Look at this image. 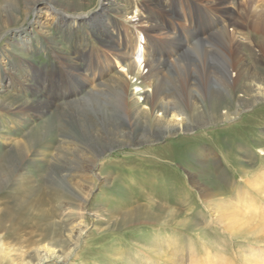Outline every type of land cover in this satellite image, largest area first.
I'll use <instances>...</instances> for the list:
<instances>
[{
	"label": "rangeland",
	"instance_id": "374dc122",
	"mask_svg": "<svg viewBox=\"0 0 264 264\" xmlns=\"http://www.w3.org/2000/svg\"><path fill=\"white\" fill-rule=\"evenodd\" d=\"M186 1L0 0V264L264 259V33L250 36L253 21L241 18L238 69L261 78L245 75L241 83L262 91L256 102L242 103L239 89L227 90L208 72L226 64L224 49L229 56V46L210 34L214 28L207 30L212 19L204 9L214 0ZM226 1L237 16L264 8L262 0ZM152 20L168 33H148ZM146 34L167 60L158 87L189 115L184 130L157 122L172 111L166 118L162 111L130 114L135 104L147 110L144 94H151L141 81ZM122 35L120 59L111 47ZM80 48L94 60L90 69ZM62 55L80 78L66 77ZM229 72L234 77L236 66ZM117 76L121 86L112 83ZM191 84L202 92L192 103L183 96ZM38 103L42 115L24 109ZM218 198L220 206L212 201ZM234 207L250 222L232 221Z\"/></svg>",
	"mask_w": 264,
	"mask_h": 264
},
{
	"label": "bare ground",
	"instance_id": "6f19581e",
	"mask_svg": "<svg viewBox=\"0 0 264 264\" xmlns=\"http://www.w3.org/2000/svg\"><path fill=\"white\" fill-rule=\"evenodd\" d=\"M196 0H190V1H186L187 2V6L188 7H192L195 5V2ZM260 1V0H259ZM262 6L264 5V0H262ZM213 2V1H212ZM227 1L226 0H214V3H212V5H210L209 7V10H205L204 8L201 7V9H204L205 12H207L209 14V17L210 19H212V24L211 26L207 27V30H211L212 28H214V31L213 33H210V34H213L212 36H215V37H220L219 38V41H220V44L223 45V47L225 48L227 45L229 46V56L228 54L226 55V49L223 50V54L226 58V64H223V66H219L221 67L219 72L218 73H215L213 71H208L209 74H211V72L213 73V76L212 78L216 79V81H219L221 84L224 85V87H226V89H230V91L232 89H239L243 95L242 96H246L247 98H242L241 101L242 103H249V102H256L259 97L261 96V93L262 91H260V85L254 89L253 91L251 90V84L250 82H244V83H241V77L243 76H247V79L248 81H253V80H259L260 77H257V74L253 73V72H250L247 73V71H244V68L241 66L240 69H238L239 65H240V62L241 60L243 59V57L241 55H239L240 53V44H241V39L239 36H236V32L239 34H241L240 30L243 28V23H241V18L242 20H251L253 21L252 23V26H251V29L247 32L250 36L253 37L254 36H258L259 35V32H262L264 33V8L262 9H259L258 13H256L254 16H252V12L249 11L248 12V8L247 9H241L242 11V14H233L228 12L227 10V6H226V3ZM49 3V2H48ZM53 3V2H52ZM59 3V2H58ZM57 3V4H58ZM67 4V3H66ZM208 4V3H206ZM251 4H254L255 3H250V1H248L247 5H251ZM63 6V5H62ZM50 7V6H49ZM68 7L70 8V6H65L64 8H67ZM72 7V6H71ZM208 7V6H207ZM255 7V6H254ZM55 8V7H54ZM63 8V7H61ZM172 8V7H171ZM41 9V8H40ZM253 9V7H252ZM57 11V9H55ZM239 10V8H238ZM197 11V10H196ZM47 12V11H46ZM63 12V10L61 11ZM58 13V12H57ZM64 13V12H63ZM65 15V14H64ZM74 15V14H73ZM214 15V17H213ZM93 17V16H92ZM152 18V17H151ZM155 19V18H154ZM156 20V19H155ZM57 21H66L65 20V17L61 16L60 18L58 17V20ZM100 21V20H99ZM153 21V20H152ZM73 24L76 23V21L74 19H72ZM151 22V21H150ZM148 24V23H147ZM103 26V25H102ZM75 27V26H73ZM228 27H232V33L228 32ZM63 30V29H62ZM106 30V29H105ZM115 30V29H114ZM159 30H163L165 31L163 25H161L160 23H157V22H152V24L150 23V25H148V28H147V31L148 33L150 32H155V31H159ZM168 33V31H165ZM172 32V31H171ZM145 33V32H144ZM147 33V32H146ZM246 33V34H247ZM207 34V33H206ZM70 35V34H69ZM169 36H171L170 34H167ZM95 36V35H94ZM168 36V37H169ZM264 36V34H263ZM72 37V35H71ZM70 37V38H71ZM73 37H74V34H73ZM243 37V36H242ZM247 37V36H246ZM170 38V37H169ZM173 38V36H172ZM169 41V40H168ZM254 41V40H253ZM68 42V41H67ZM109 42V41H108ZM171 43H173V39L171 40ZM258 43V42H257ZM86 43H84L85 45ZM256 44V43H255ZM175 45V44H174ZM257 45V44H256ZM122 46V47H121ZM68 47V46H67ZM79 47V46H78ZM146 47L147 49V55L148 56H144V66L147 67L148 69V73H146L147 75H145L144 77H142V83L144 86H152V89L150 90L151 94L146 93L144 94V101L147 103V110H137L139 109V107L137 108V104L136 103V99L133 101V107L131 108V112L130 114H132L133 116H138L139 117V111L145 116H149L150 114H153V112H156V111H162V113L165 115L164 118H166V116L168 115L169 111H172V115H170V119H163V121L160 119H157V122H161L160 124L164 125V129H178V130H182L183 128L185 127H182L183 126V123L185 121H188L186 120L187 117L189 115H187V113L183 110V107H181L180 103L177 102V100L175 99V96L173 94H168V93H165L163 91V89H160L158 87V83L160 81V78L162 76V67L164 66V64L167 62V60L164 58H162V61H161V57H163L164 55L163 54H160V51L161 49L158 48V43L157 41H155L154 38H152V36H149L146 34V45L144 46ZM133 48V47H132ZM131 48V57H133V54H134V51L137 50V46L134 47V49ZM261 49L259 50V52L261 54H259L261 57H264V42L261 43V46H260ZM111 49H113V55L116 57V58H120L122 59L123 57H125V54L124 52L126 51L125 50V47H124V43H123V35H122V43L121 45H118V44H115V46H112ZM80 52L82 53L81 55V61L83 62L84 64V68L85 69H90V67L92 66V64L94 63V60L93 58L90 59V56H89V53L84 49V48H80L79 49ZM125 50V51H124ZM63 51V50H62ZM108 51V50H107ZM163 51V50H162ZM161 51V52H162ZM225 52V53H224ZM66 54V53H65ZM59 55V54H58ZM68 56V55H67ZM129 56V55H128ZM252 56L254 57V60L259 58L258 54H252ZM113 57V56H112ZM131 61H129L131 63V67L135 70H138L137 73L140 74V63L139 62H136L135 60H133V58H131ZM62 58L65 60L66 63H64V72L66 74V77H70V78H75V77H79L80 78V73H76V74H72V72L69 70V62L67 61V59L65 58V55H62ZM69 58V57H68ZM76 59V58H74ZM125 59V58H124ZM62 61V59L60 60ZM74 62V61H73ZM72 62V63H73ZM103 63V62H102ZM120 63V62H119ZM61 64V62H60ZM82 64V63H81ZM229 64V65H228ZM74 66L76 65L73 64ZM98 65V64H97ZM104 65V64H103ZM230 65L232 66H236V72H234V77L230 75V72H229V67ZM61 66V65H60ZM94 66V65H93ZM129 66V67H130ZM80 67V66H79ZM132 68H127L130 69V71H132ZM164 68V67H163ZM73 69V67H72ZM78 69V68H77ZM83 70V69H82ZM261 70V69H260ZM46 71V70H45ZM63 71V70H62ZM92 71V70H91ZM80 72V71H79ZM133 72V71H132ZM222 73V74H221ZM206 75V79L205 81L209 80L210 75ZM259 75V74H258ZM86 77V76H85ZM115 77V76H114ZM235 77H237L235 79ZM118 80L116 82H111L113 84L117 83L118 86H121L123 84V79L122 78H119L117 76ZM116 78V79H117ZM124 78V77H123ZM261 79V78H260ZM255 80V81H256ZM260 84V82H258ZM125 84V83H124ZM241 84V86H239ZM192 85V84H191ZM39 86V85H38ZM115 86V85H114ZM113 86V87H114ZM188 86V87H187ZM29 87V86H28ZM149 88V87H148ZM117 89V87H116ZM150 89V88H149ZM238 90V91H239ZM125 91V90H124ZM237 91V90H236ZM250 91V92H249ZM122 92V91H121ZM145 92V91H144ZM194 93V94H193ZM196 93H198V95L202 94L201 91H198L196 87H193L192 86H189V85H186V87L184 88L183 90V96L184 98L188 99V100H191V103H192V100L194 97H196ZM124 94V93H123ZM45 103V102H43ZM43 103H38L39 105H30V106H24V109L26 110H29L28 108H30L31 111H38L40 109V104H43ZM26 105V104H25ZM45 106H49L48 104H44ZM22 108V107H21ZM44 108V106L42 107ZM192 108V107H191ZM218 108V107H217ZM215 109V111H212L214 112L215 114H218V109ZM23 109V108H22ZM21 109V110H22ZM48 109V108H47ZM41 111V110H39ZM128 111V110H127ZM44 112V111H43ZM43 112L41 111V115L43 114ZM227 112L228 111H224V112H221L220 114H218V116H222L224 117L227 116ZM140 113V115H141ZM161 113V114H162ZM40 114V113H39ZM192 115V114H191ZM143 116V117H144ZM169 116V115H168ZM152 117V116H151ZM155 118V117H154ZM158 118V117H157ZM228 118V117H227ZM146 119V118H145ZM189 119V118H188ZM138 120V119H137ZM185 125V123H184ZM161 126V125H160ZM184 130V129H183ZM149 131V130H148ZM169 133V132H168ZM60 143V142H59ZM56 148V147H55ZM12 149V148H11ZM62 149V148H60ZM20 150V149H19ZM63 150V149H62ZM23 152V151H22ZM67 152V151H66ZM24 153V152H23ZM22 153V154H23ZM39 153V151H38ZM34 154V152H33ZM41 154V152L39 153ZM61 154V152H60ZM25 155V154H24ZM67 155V154H66ZM32 159V158H31ZM71 165V164H70ZM223 174V173H222ZM262 177V176H260ZM247 179V178H246ZM249 179V178H248ZM253 180H260L259 177H253ZM264 183V178L263 180ZM226 182V181H225ZM247 183L251 182L250 180L249 181H246ZM258 185V182L256 183ZM260 187H264V184H261ZM207 195V194H206ZM213 202H216L218 201V204L217 205H221L222 202H221V199L218 198V199H214L212 200ZM216 205V204H215ZM223 206V205H222ZM236 206V205H235ZM247 207V206H246ZM238 208V207H237ZM236 208V209H237ZM235 209V207H234ZM235 209V211L233 212L232 214V221L234 222H237L238 220H242V222H246L245 220V217L246 219H249L247 216H249L247 212H245V214L241 216L242 212L240 213V211L238 212L237 210ZM248 209V208H246ZM249 212V211H248ZM256 214V213H255ZM225 215V214H224ZM240 218H239V217ZM237 220V221H236ZM249 222H250V219H249ZM248 222V223H249ZM243 224V223H242ZM246 224V223H245ZM244 224V225H245ZM257 224V223H256ZM241 225V224H240ZM255 225V224H254ZM243 226V225H241ZM240 226V227H241ZM259 226V225H258ZM244 227V226H243ZM254 229V228H253ZM263 235V234H261ZM39 261V260H38ZM207 261H209L210 263L212 264H233L231 261H228L227 259H224V258H214V257H211V258H207ZM245 263V262H244ZM245 264H264V259L262 258L259 259L257 256L255 258H251L250 260L248 259V261L245 263Z\"/></svg>",
	"mask_w": 264,
	"mask_h": 264
}]
</instances>
